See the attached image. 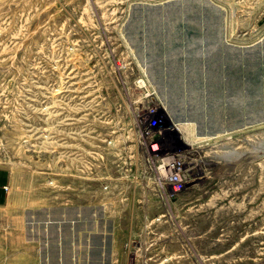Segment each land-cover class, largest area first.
Listing matches in <instances>:
<instances>
[{
    "label": "rangeland",
    "instance_id": "rangeland-1",
    "mask_svg": "<svg viewBox=\"0 0 264 264\" xmlns=\"http://www.w3.org/2000/svg\"><path fill=\"white\" fill-rule=\"evenodd\" d=\"M177 1L0 0V264H264V123L229 104L264 119V0ZM170 95L206 139L169 122L166 198L128 122Z\"/></svg>",
    "mask_w": 264,
    "mask_h": 264
},
{
    "label": "built area",
    "instance_id": "built-area-1",
    "mask_svg": "<svg viewBox=\"0 0 264 264\" xmlns=\"http://www.w3.org/2000/svg\"><path fill=\"white\" fill-rule=\"evenodd\" d=\"M128 124L136 145L134 163L141 159L144 173L153 175L159 191L167 194L166 198L178 196L191 180L187 177L185 154L162 151L166 134L172 132L166 113H162L158 104L137 107Z\"/></svg>",
    "mask_w": 264,
    "mask_h": 264
},
{
    "label": "bare ground",
    "instance_id": "bare-ground-1",
    "mask_svg": "<svg viewBox=\"0 0 264 264\" xmlns=\"http://www.w3.org/2000/svg\"><path fill=\"white\" fill-rule=\"evenodd\" d=\"M193 2H197V1L196 0H181V1L173 2V3L171 2L167 6V8L168 9L169 8L170 9L171 8H174L178 4L179 7H182V8H184L186 10L187 9V6L188 7L191 6L193 4ZM221 29H223V28L221 27ZM210 33H212V32L209 31V33H207V34H210ZM218 35H219L218 32H216L217 44L214 41L209 40V42L207 41V43H206L205 46H207V48H211L213 50L214 48H217V46L218 47H221V46L227 45V43L224 42V32H222V36H221L222 38H221V42L220 43H219V40H218L219 39ZM255 49L253 50V52H251V54H253L255 52H258L260 49H262V50L264 49V40L260 43L259 50H258V47L255 48ZM233 53H234V51L232 52V55L230 57V61H234L236 59V57H237V55H235ZM156 71H158L157 68H156ZM249 82L247 84V89H248L247 96H245V98H244L242 96V90H241V88L244 87V86L242 87L241 85L246 84V83L245 82H240V84H237L236 85V88L235 89L233 88V90L236 91V92H235V94L233 93L231 95V97L229 98V104L231 105V108H233V109H236L237 108V109H242V110L248 109L249 111H255L254 113H256V115H255V117L251 118V121H249V123L257 124V125L258 124H262V123H264V119H261V115H260L261 114V110H262L261 101H262V97H263V94L261 93V89H260V86L261 85H259L257 87L256 91L253 92L252 90L249 89V86H250ZM192 88L193 87H191V89ZM195 88L197 89V85H196ZM170 96H165V97H163V99H161L162 100V104H163V106L165 108L166 115L168 117L169 122L173 123V125L176 128L181 129L184 132V135L186 137H190L191 139H194V138H199L201 140L202 139H206V137H204L203 134H197L196 133V126H195L196 124L190 122V120L178 119V116L176 117V114H177L176 113L177 112L176 110H177L178 107L176 105L175 106L172 105V102H175V101H177L180 98H179V96H177V99L174 100L176 98V96H175V98L172 97V95H170ZM245 101L248 102L247 105L244 104ZM176 103L177 102H175V104ZM194 106H197V105L194 103ZM199 135L201 137H199ZM205 135L206 136H209L210 134L207 132Z\"/></svg>",
    "mask_w": 264,
    "mask_h": 264
},
{
    "label": "water",
    "instance_id": "water-1",
    "mask_svg": "<svg viewBox=\"0 0 264 264\" xmlns=\"http://www.w3.org/2000/svg\"><path fill=\"white\" fill-rule=\"evenodd\" d=\"M218 32H219V35H218V37H219V43L221 42V40H220V37H221V34H220V32H221V27L219 26V28H218ZM249 124H252V123H249Z\"/></svg>",
    "mask_w": 264,
    "mask_h": 264
}]
</instances>
